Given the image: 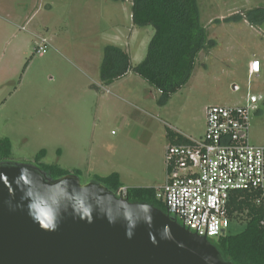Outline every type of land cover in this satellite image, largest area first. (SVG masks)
<instances>
[{"label":"rangeland","instance_id":"374dc122","mask_svg":"<svg viewBox=\"0 0 264 264\" xmlns=\"http://www.w3.org/2000/svg\"><path fill=\"white\" fill-rule=\"evenodd\" d=\"M197 1L215 44L161 105L134 72L109 86L100 79L105 47L121 37L133 64L147 54L154 28L134 25L131 0H0V137L10 139L12 160L35 161L45 150L43 162L80 170L83 183L118 172L126 187L158 189L170 132L201 138L209 106L252 98L250 140L264 145V0ZM43 40L45 53L37 51ZM254 59L260 72L251 75Z\"/></svg>","mask_w":264,"mask_h":264},{"label":"water","instance_id":"95a60500","mask_svg":"<svg viewBox=\"0 0 264 264\" xmlns=\"http://www.w3.org/2000/svg\"><path fill=\"white\" fill-rule=\"evenodd\" d=\"M0 264L233 263L206 236L101 182L0 163Z\"/></svg>","mask_w":264,"mask_h":264},{"label":"trees","instance_id":"16d2710c","mask_svg":"<svg viewBox=\"0 0 264 264\" xmlns=\"http://www.w3.org/2000/svg\"><path fill=\"white\" fill-rule=\"evenodd\" d=\"M132 20L135 26L154 28L145 58L133 64L130 52L120 45H107L100 66V79L106 86L134 72L160 92L158 102L165 105L171 96L190 80L198 54L210 49L215 42L208 38L201 24L197 0H131ZM236 17V16H235ZM234 18V17H232ZM99 88L98 86H95ZM171 144L190 143L182 135L169 133ZM42 150L35 161H25L41 169L49 178L58 179L68 174L78 177L81 171H70L58 164L41 160ZM13 147L8 137H0V163L14 164ZM93 180L103 183L118 195L125 186L118 172L106 176L94 175ZM161 188L128 187L130 202L148 203L168 213L165 201L158 197ZM252 190H237L230 197L228 216L232 223L244 224L236 234L227 233L209 240L218 248L223 258L233 264H264V198Z\"/></svg>","mask_w":264,"mask_h":264},{"label":"built area","instance_id":"2783aa9c","mask_svg":"<svg viewBox=\"0 0 264 264\" xmlns=\"http://www.w3.org/2000/svg\"><path fill=\"white\" fill-rule=\"evenodd\" d=\"M47 41L38 46L46 52ZM260 72V61L250 64V74ZM257 101V99H256ZM212 105L206 111L201 138L166 148V182L158 192L168 214L193 233L214 238L227 233L230 197L237 190H252L264 198V145L253 144L249 131L253 103ZM128 187L118 195L125 197Z\"/></svg>","mask_w":264,"mask_h":264},{"label":"crops","instance_id":"0c3cea01","mask_svg":"<svg viewBox=\"0 0 264 264\" xmlns=\"http://www.w3.org/2000/svg\"><path fill=\"white\" fill-rule=\"evenodd\" d=\"M137 32V31H136ZM138 33V32H137ZM137 33L135 34V35H133V36H130V40H128V42H129V44H130V42H135V38L137 37ZM129 36V35H128ZM126 36H125V39H124V37H121L120 38V43L119 44H117V45H120V46H122L124 49H128L127 48V43H126ZM128 51V50H127ZM131 54V53H130ZM132 56V55H131ZM127 75H129V74H127ZM126 75V76H127ZM126 76H124V77H126ZM123 77V78H124ZM123 78H121V79H123ZM121 79H119V80H121ZM182 136H184V137H186V138H188V139H194L192 136H189V135H185V134H181ZM170 143H171V140H170ZM253 143V142H252ZM166 182V181H165ZM165 183H163V184H161V186H163Z\"/></svg>","mask_w":264,"mask_h":264}]
</instances>
